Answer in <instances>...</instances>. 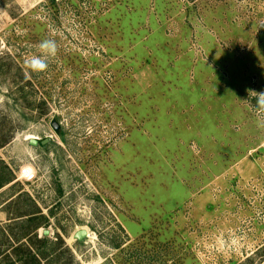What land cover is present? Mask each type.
<instances>
[{
	"label": "rangeland",
	"instance_id": "1",
	"mask_svg": "<svg viewBox=\"0 0 264 264\" xmlns=\"http://www.w3.org/2000/svg\"><path fill=\"white\" fill-rule=\"evenodd\" d=\"M261 92L264 0H0V231L37 213L57 264H264Z\"/></svg>",
	"mask_w": 264,
	"mask_h": 264
},
{
	"label": "trees",
	"instance_id": "2",
	"mask_svg": "<svg viewBox=\"0 0 264 264\" xmlns=\"http://www.w3.org/2000/svg\"><path fill=\"white\" fill-rule=\"evenodd\" d=\"M0 143V148L6 145ZM15 181L14 175L8 170V167L0 161V190ZM9 204V203H7ZM15 226H18V234H8L5 230L0 231V237L5 249L0 251V264H57L62 260V256L56 253L57 249L62 248V240L58 237L54 242L42 237L37 239L35 231L39 228L40 221L37 218V213H15L11 214ZM36 222V223H35ZM33 224V225H32ZM28 226V230L26 229ZM31 228V229H30ZM33 246L37 247L36 252L33 251ZM69 261H72V256Z\"/></svg>",
	"mask_w": 264,
	"mask_h": 264
},
{
	"label": "clouds",
	"instance_id": "3",
	"mask_svg": "<svg viewBox=\"0 0 264 264\" xmlns=\"http://www.w3.org/2000/svg\"><path fill=\"white\" fill-rule=\"evenodd\" d=\"M37 54H31L25 58V66L34 73H43L49 67V59L55 58L58 52V46L55 40L45 39L37 45ZM256 94V111L261 117H264V92ZM264 127V121L260 122Z\"/></svg>",
	"mask_w": 264,
	"mask_h": 264
},
{
	"label": "water",
	"instance_id": "4",
	"mask_svg": "<svg viewBox=\"0 0 264 264\" xmlns=\"http://www.w3.org/2000/svg\"><path fill=\"white\" fill-rule=\"evenodd\" d=\"M33 143L34 142H30V145L36 144V143H34V144ZM43 235H44V237L47 236L48 235V232H44ZM85 236H86L85 235V232L84 231H80V232H77L75 234V239L78 240V241H81Z\"/></svg>",
	"mask_w": 264,
	"mask_h": 264
},
{
	"label": "bare ground",
	"instance_id": "5",
	"mask_svg": "<svg viewBox=\"0 0 264 264\" xmlns=\"http://www.w3.org/2000/svg\"><path fill=\"white\" fill-rule=\"evenodd\" d=\"M85 235H86V233H85Z\"/></svg>",
	"mask_w": 264,
	"mask_h": 264
}]
</instances>
